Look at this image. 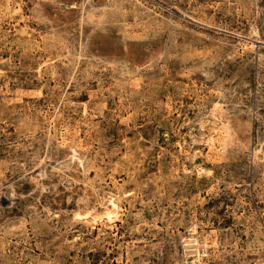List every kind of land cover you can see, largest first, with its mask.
Wrapping results in <instances>:
<instances>
[{"label": "rangeland", "instance_id": "rangeland-1", "mask_svg": "<svg viewBox=\"0 0 264 264\" xmlns=\"http://www.w3.org/2000/svg\"><path fill=\"white\" fill-rule=\"evenodd\" d=\"M260 148L264 0H0V264H264Z\"/></svg>", "mask_w": 264, "mask_h": 264}, {"label": "bare ground", "instance_id": "bare-ground-1", "mask_svg": "<svg viewBox=\"0 0 264 264\" xmlns=\"http://www.w3.org/2000/svg\"><path fill=\"white\" fill-rule=\"evenodd\" d=\"M210 115H211L214 122H216V123L220 122L223 124L231 125L237 133H239V132L247 133L249 131V128H250L249 122L248 121H246V122L245 121L244 122L235 121L234 122L233 120H231V118L226 115L225 109H224L223 104L221 102H217L214 104V106L212 107V109L210 111ZM209 142H210V144L214 145L215 144L214 137L210 138ZM248 143H250L249 140H248ZM247 147H249V146H247ZM66 156L71 157L75 161L78 160V152L74 148L69 149ZM263 161H264V150L262 148L255 150L254 151V162L260 163ZM202 170L205 171L206 169H202ZM46 173H47V171H46ZM119 209H120V206H119L117 200L114 198H111L109 205L106 207L104 212L101 215H99V219L106 220L109 223H113L115 221L116 216L119 213Z\"/></svg>", "mask_w": 264, "mask_h": 264}]
</instances>
